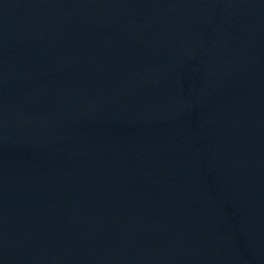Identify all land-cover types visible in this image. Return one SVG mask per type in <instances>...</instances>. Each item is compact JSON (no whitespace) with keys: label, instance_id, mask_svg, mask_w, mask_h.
<instances>
[{"label":"water","instance_id":"95a60500","mask_svg":"<svg viewBox=\"0 0 264 264\" xmlns=\"http://www.w3.org/2000/svg\"><path fill=\"white\" fill-rule=\"evenodd\" d=\"M0 264H264V0H0Z\"/></svg>","mask_w":264,"mask_h":264}]
</instances>
